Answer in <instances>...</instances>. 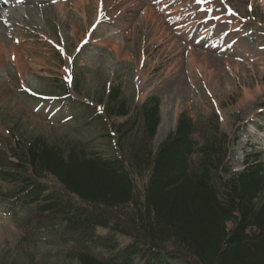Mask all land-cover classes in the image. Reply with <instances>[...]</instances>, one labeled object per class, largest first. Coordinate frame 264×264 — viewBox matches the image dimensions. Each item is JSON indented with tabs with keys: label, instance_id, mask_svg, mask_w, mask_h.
Masks as SVG:
<instances>
[{
	"label": "rangeland",
	"instance_id": "rangeland-1",
	"mask_svg": "<svg viewBox=\"0 0 264 264\" xmlns=\"http://www.w3.org/2000/svg\"><path fill=\"white\" fill-rule=\"evenodd\" d=\"M120 1H125L126 7L137 3L139 7L113 12V6L121 4L118 0L100 1L110 10L114 28L120 31L118 44H106L104 49L90 46L81 58L82 39L86 40V30L96 19L98 0H73L63 11L49 6L32 11L28 18L14 19L15 27L8 29L16 30L13 36H19L23 44L22 54L18 47L17 52L27 57L28 63H23L19 75L15 64L6 58L9 62L0 71V151L17 137L31 140L43 136L53 144L66 146L82 140L104 157L116 156L115 144L103 136L107 123L86 122L95 113L99 115L96 105L111 81L117 79L115 85H121L122 98L131 106L132 114L133 107L148 97L160 98L161 122L154 147L165 141L186 114L196 124L201 143L217 123L221 132L237 139L228 157L232 171L252 163L253 154H260L264 160V0H176L181 2V12H175L174 0H167L170 11L165 17H156L158 11L152 10L151 0ZM144 4L148 5L145 15L143 9L140 11ZM209 4L212 9H204ZM101 26L95 32L99 37L104 36ZM194 30L201 33L205 43L195 45L193 39L185 38ZM2 31V43H9ZM109 37L106 41L112 43ZM9 48L11 45L3 47V55ZM74 69L84 71L79 91L66 83L71 81ZM5 78L10 81L6 83ZM18 84L30 89L34 97L49 94L68 102L65 97L71 93L78 104L92 102V110L86 115L81 109L76 113L70 109V120L64 122L61 113L52 121L51 111L45 110L44 115L34 112V99L21 94L16 97ZM113 121L120 123L123 119L108 123ZM141 134L135 129L131 138L139 139ZM124 145L121 151L127 154ZM16 189L17 185L0 181V264H80L73 243L57 236L28 237L24 221L34 215L38 204L13 208L8 198ZM119 240L122 245L132 241L124 236ZM163 247L172 253L181 252L173 241ZM93 254L103 256L99 251ZM183 261L180 258L178 264Z\"/></svg>",
	"mask_w": 264,
	"mask_h": 264
},
{
	"label": "trees",
	"instance_id": "trees-1",
	"mask_svg": "<svg viewBox=\"0 0 264 264\" xmlns=\"http://www.w3.org/2000/svg\"><path fill=\"white\" fill-rule=\"evenodd\" d=\"M159 103L150 99L133 122L108 128L105 136L125 143L127 154L104 158L85 145L61 147L41 137L12 148L17 163L1 154L0 179L17 184L9 195L13 208L39 203L26 226L61 227L78 246L80 264H178L180 258L184 264H264V161L255 155L243 171L232 172L235 139L217 123L200 143L186 114L154 147ZM109 108L110 117L130 113L119 87ZM135 129L142 131L139 139L131 138ZM99 227L109 233L98 234ZM117 235L133 242L119 249ZM169 241L184 254L166 250ZM94 249L109 257L98 258Z\"/></svg>",
	"mask_w": 264,
	"mask_h": 264
},
{
	"label": "bare ground",
	"instance_id": "bare-ground-1",
	"mask_svg": "<svg viewBox=\"0 0 264 264\" xmlns=\"http://www.w3.org/2000/svg\"><path fill=\"white\" fill-rule=\"evenodd\" d=\"M60 8H62L60 6ZM110 30H106V33L109 32ZM111 35V34H109ZM108 35V37H109ZM111 37V36H110ZM109 37V38H110ZM108 40V39H107ZM114 41V38H110L109 42H113ZM23 45V44H22ZM112 45V44H111ZM110 45V46H111ZM21 46V45H20ZM4 45L2 43V38L0 37V66L3 65V61H4V58L3 57V49ZM24 48V47H23ZM19 51V50H18ZM7 57H11L14 59L15 63L17 64V66L22 70L24 69V64H23V60H22V56L17 52V49H16V46L15 45H11V48L8 49V53H7Z\"/></svg>",
	"mask_w": 264,
	"mask_h": 264
}]
</instances>
